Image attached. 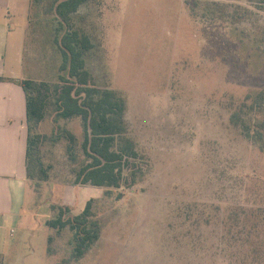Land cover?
<instances>
[{
  "label": "rangeland",
  "instance_id": "rangeland-1",
  "mask_svg": "<svg viewBox=\"0 0 264 264\" xmlns=\"http://www.w3.org/2000/svg\"><path fill=\"white\" fill-rule=\"evenodd\" d=\"M206 1L226 4V18L213 19ZM33 8L25 74L57 79L62 58L46 33L52 17H34ZM76 21L95 43L87 58L94 84L127 100L145 171L114 189L122 198L100 211L101 237L80 264H264V153L230 124L234 106L264 87L255 46L264 0H90ZM64 125L83 141L80 119ZM56 129L50 118L41 126L47 179L28 182L20 233L28 264H61L70 233L58 235L47 221L60 206L81 213L106 190L74 183L66 141L52 140Z\"/></svg>",
  "mask_w": 264,
  "mask_h": 264
},
{
  "label": "trees",
  "instance_id": "trees-1",
  "mask_svg": "<svg viewBox=\"0 0 264 264\" xmlns=\"http://www.w3.org/2000/svg\"><path fill=\"white\" fill-rule=\"evenodd\" d=\"M89 1L33 0L30 24L34 5L39 10L34 17H52L46 33L52 49L60 54L62 62L57 79L25 77L19 81L27 106L28 180H46L48 177L41 155L45 138L41 126L50 118L57 126L52 134L53 142L67 143L66 154L72 164L74 183L106 188L103 197L91 198L81 213L72 216L69 207L60 206L56 208V216L47 221V226L58 235H63L65 231L70 233L68 254L61 264L81 263L101 237L103 224L99 218L100 211L112 201L122 198L121 193L115 196L114 189L121 188L125 181L134 185L145 175L142 167L137 165L144 155L130 135L124 117L126 98L117 90L96 86L87 65L95 43L86 28L78 25L76 14ZM204 5L213 19L226 18V4L206 1ZM255 46L264 54V34L255 39ZM74 119L82 122V142L64 125ZM230 124L264 153V87L248 92L234 106ZM247 220L250 222V219ZM241 225L247 226L244 223ZM251 235L247 234L244 238ZM52 242L53 237L50 236L48 253L51 255L53 250L49 245Z\"/></svg>",
  "mask_w": 264,
  "mask_h": 264
},
{
  "label": "crops",
  "instance_id": "crops-1",
  "mask_svg": "<svg viewBox=\"0 0 264 264\" xmlns=\"http://www.w3.org/2000/svg\"><path fill=\"white\" fill-rule=\"evenodd\" d=\"M32 5L33 0H0V256L10 257V264H28L21 258L20 234L29 182L27 106L19 81L27 77L23 63Z\"/></svg>",
  "mask_w": 264,
  "mask_h": 264
},
{
  "label": "built area",
  "instance_id": "built-area-1",
  "mask_svg": "<svg viewBox=\"0 0 264 264\" xmlns=\"http://www.w3.org/2000/svg\"><path fill=\"white\" fill-rule=\"evenodd\" d=\"M1 230H2V225L0 224V232H1Z\"/></svg>",
  "mask_w": 264,
  "mask_h": 264
}]
</instances>
